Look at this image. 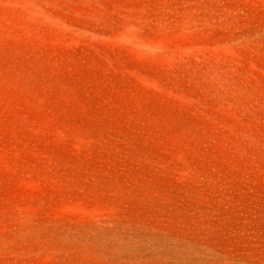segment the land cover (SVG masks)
Listing matches in <instances>:
<instances>
[{
	"label": "rangeland",
	"instance_id": "rangeland-1",
	"mask_svg": "<svg viewBox=\"0 0 264 264\" xmlns=\"http://www.w3.org/2000/svg\"><path fill=\"white\" fill-rule=\"evenodd\" d=\"M0 264H264V0H0Z\"/></svg>",
	"mask_w": 264,
	"mask_h": 264
}]
</instances>
